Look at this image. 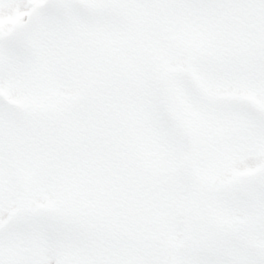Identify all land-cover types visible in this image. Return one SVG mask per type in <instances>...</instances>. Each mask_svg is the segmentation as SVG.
<instances>
[{
    "label": "snow or ice",
    "instance_id": "obj_1",
    "mask_svg": "<svg viewBox=\"0 0 264 264\" xmlns=\"http://www.w3.org/2000/svg\"><path fill=\"white\" fill-rule=\"evenodd\" d=\"M0 264H264V0H0Z\"/></svg>",
    "mask_w": 264,
    "mask_h": 264
}]
</instances>
